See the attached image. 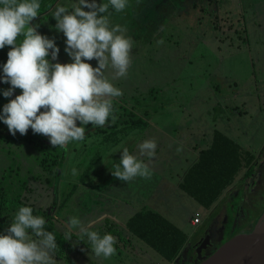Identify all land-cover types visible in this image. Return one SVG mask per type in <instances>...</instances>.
Listing matches in <instances>:
<instances>
[{
    "label": "rangeland",
    "instance_id": "1",
    "mask_svg": "<svg viewBox=\"0 0 264 264\" xmlns=\"http://www.w3.org/2000/svg\"><path fill=\"white\" fill-rule=\"evenodd\" d=\"M96 2L102 4L108 0ZM76 3L78 0H58L30 24L37 26L39 34L54 39L59 47L57 60H52L49 50L50 63L73 62L65 52L66 37L55 28L57 21L51 13L57 4L71 11ZM109 13L110 27L120 25L126 29L124 35L132 40L127 76L113 80L111 69L105 72L109 81L123 92L112 101L116 122L112 123L111 116L103 127L84 126L77 121V126L85 127V138L72 141L65 148L58 147L64 153L62 160L53 147L42 150V146L35 144L0 140V190L34 211L51 210L53 229L64 240L59 241L63 244L54 252L57 264H97L98 259L108 264H168L124 229L126 220L140 209L144 198H152L147 200L146 209L158 211L174 224L184 225L189 238L196 231L186 220L191 212L198 211L204 221L217 227L222 243L246 224L252 225L264 211V0H128L123 11L116 12L110 6ZM86 62L94 68L98 66L95 59ZM10 87V84L0 85L3 90ZM13 94L3 100L0 114L4 105L20 95L21 90L16 89ZM173 103L175 106L168 107ZM202 103L203 108L198 107L202 115H221L223 123L230 125V135L243 154L251 152L260 159L254 169V173H259L255 185L247 186L245 194H241L242 183L246 186L250 181L244 179L232 190L231 201L220 202L210 213L175 188L176 174L184 164H175L176 172L170 176L166 171L165 149L160 148L158 155L144 157L145 164H156L150 168L151 177H136L126 182L134 189L132 196L128 195L127 206L110 193L107 200L102 198L100 204L91 206L88 180L95 166L102 164V170L97 172L100 186L97 192L108 184L113 191L123 182L112 175L120 162L122 147H128L130 154L142 161L137 148L131 146L136 134L133 131L142 125L141 117H184L187 112L182 107ZM0 134L12 135L5 124ZM161 137L165 143V136ZM73 168L76 175H72ZM120 193L119 197H124ZM100 209L113 213L116 220L92 224L95 217L92 214ZM71 217L78 218L84 226L91 224L90 230L101 237L113 235L117 241L116 254L110 258L96 257L86 235L80 234L79 229L68 231L66 224ZM14 219L15 215L11 223ZM47 227L45 230L50 231ZM7 229L2 232L7 234ZM200 255L199 249L194 255H182L179 261L188 264Z\"/></svg>",
    "mask_w": 264,
    "mask_h": 264
},
{
    "label": "clouds",
    "instance_id": "2",
    "mask_svg": "<svg viewBox=\"0 0 264 264\" xmlns=\"http://www.w3.org/2000/svg\"><path fill=\"white\" fill-rule=\"evenodd\" d=\"M127 5L128 0L102 4L78 0L69 11L57 4L51 15L57 21L55 28L66 37L65 52L73 62L53 64L47 57L51 50L52 60L58 58L60 49L55 40L39 34L37 26H30L38 16L39 0H0V49L10 46L0 79L11 87L3 91V96L9 98L16 89L21 90L0 114V121L13 136L17 132L25 135L31 128L34 134L47 137L51 145L65 148L72 141L84 140V126L103 127L110 116L112 123L116 122L112 101L123 92L105 72L111 69L113 80L127 76L132 40L124 35L126 29L120 25L110 27L108 17L110 6L121 12ZM21 35L24 39L17 44ZM93 59L98 62L95 68L86 62ZM77 121L84 126H77ZM138 147L141 155L155 156V140H145ZM76 174L73 168L72 175ZM112 175L127 182L136 177L150 178L151 171L127 147H122L120 162ZM45 223L43 217L33 215L31 207H20L7 234L0 235V264H57L56 238L45 230ZM66 227L69 232L79 229L80 234L86 235L96 257L116 254L113 235L101 237L90 230L91 224L84 226L76 217L69 218Z\"/></svg>",
    "mask_w": 264,
    "mask_h": 264
},
{
    "label": "trees",
    "instance_id": "3",
    "mask_svg": "<svg viewBox=\"0 0 264 264\" xmlns=\"http://www.w3.org/2000/svg\"><path fill=\"white\" fill-rule=\"evenodd\" d=\"M57 1L39 0L41 7L38 11V16L34 20L46 14ZM23 39L24 37L22 35L19 36L17 38V44L21 43ZM8 51H10V46H5L3 49H0V77L3 76L2 68L7 62ZM5 84L0 79V85L5 87ZM3 91L5 90L0 88V105H2L3 100L6 98L3 96ZM3 124L0 121V131ZM0 140L4 142L35 144L42 146L40 148L42 150L46 146L53 147L59 151V158L61 160L64 158V153L58 149V146L51 145L48 139L44 136H37L31 130L25 135L16 134L13 136L0 134ZM254 159L253 154L243 155L239 147L225 136L215 134L210 147L200 152L198 161L186 173L180 184V188L200 206L209 210L220 198L223 191L234 182L239 170L243 167H249L244 179L250 176L253 171L251 164H253ZM20 207L23 206L19 200L9 197L5 192L0 190V235L5 234L2 231L6 227H9ZM50 211L38 212L33 210V215L41 216L45 219L46 223L44 227L49 226L47 228H50V232L54 234L57 249H59L63 244L60 243L63 240V236L57 234L53 229L54 223ZM125 228L129 236L142 241L160 255L168 264L175 261L179 262L178 257L182 254V250L185 247H187V250H193L196 245L194 244L195 239L189 240L188 236L170 221L151 210H143L135 213L128 219ZM60 244L61 246H59Z\"/></svg>",
    "mask_w": 264,
    "mask_h": 264
},
{
    "label": "crops",
    "instance_id": "4",
    "mask_svg": "<svg viewBox=\"0 0 264 264\" xmlns=\"http://www.w3.org/2000/svg\"><path fill=\"white\" fill-rule=\"evenodd\" d=\"M199 105L203 108V103L202 104H190V105L186 104V107H182L183 110L187 112V115L184 117L178 116V115L176 116L175 115H171V116L153 115L150 117L149 116H144L143 118L141 117L140 119H141L142 125L140 127H136L135 131H133L136 134L134 136L133 144L131 145L137 148V152H138L137 156L140 155L141 158H143L142 161L144 162V157H146L147 155H141L138 146L145 140H149V139L155 140L157 144V147L155 149V156L160 153L159 151L160 148L165 149L164 155L165 156L167 155V166H168V169L166 171L170 176H172L173 173L176 172V169H174V167H176L175 164L176 165L178 163L184 164L183 167L180 169V173L176 174L177 181L175 182L176 183L175 188H177L179 191L187 195L194 202L196 201L192 197H190L187 193L181 190L180 184L182 183L183 178L185 177L188 170L192 167L193 164H195L198 161L200 152L210 147L215 134H221L225 136L226 138H228L229 140H231L232 142H234L239 147V150L243 154V151L241 150L238 142L233 138V136L230 135V130H231L230 125L223 123V118L221 117V115H218L215 117H209L208 115L206 116L202 115L203 111L202 110L198 111ZM171 106L172 107L175 106V103L169 105L168 107H171ZM178 118L179 120H176ZM161 136H165V140H164L165 143H163ZM125 139L127 140V135L125 136ZM120 142H123V139H121ZM248 154H253V153L245 152V155H248ZM254 157L255 159L253 161V164H251V166H253V170L255 169L258 161L260 160V159L258 160L256 154ZM155 165L156 164L151 162L148 165V167L150 169L151 167H154ZM99 166L101 167L98 168ZM106 167L107 165L104 166L103 170H106ZM248 168L249 167H243L241 170H239V172L235 176L234 182L223 191L222 195L215 202V204L209 210H207L208 212L211 213L214 209H216L218 204L224 200L228 201V203L231 201L230 197L233 195L232 193L234 191L233 189L239 183H242L244 181L245 173L248 171ZM100 170H102V164H99L97 167L95 166L93 168V174H92L93 176L91 179L89 178L88 180V184H89L88 187L92 193L89 199L91 206L95 207L97 206V204H100L101 203L100 199L102 198H106L107 200L109 193L112 195L118 196L119 198L118 201L120 200L122 203H124L127 206L128 202L130 203V201L128 200V195L131 197L134 189L130 188V186H128L126 182L123 181L117 186H115V189L113 191L110 190L109 188L110 186H108L109 185L108 184V185H105L103 188H101V190L97 192V188L98 187L100 188V186L97 184V180H99L97 178V174H98L97 172ZM118 192L119 193L121 192L120 194H123L124 197H119ZM150 199L144 198L143 202H141L142 204L141 207H139L140 209L135 211V213L139 211H143V210H151L156 213H159L158 211H155L153 209H148V208L146 209V202L147 200H150ZM200 207L203 208L202 206ZM203 209L206 210L205 208ZM135 213H133L130 217H132ZM196 214L200 216L199 212L195 210L189 214L186 220V223L188 224V226L193 228L196 231L193 233L194 234L193 238L191 237L189 238V236L186 234L184 225L174 224L164 215L162 214L160 215L166 218L168 221H170L173 225H175L178 229H180L184 234H186L189 240H192V239L198 238L197 237L198 234L200 233V231L202 230L203 226L206 223V221H204L202 216H200L201 224L198 226H194L191 221H192V218ZM92 215L95 216L91 219L92 224L96 222L101 223L102 221H107V220H113V219L116 220L117 218L113 213L110 214L109 212H106L104 209H100L98 212H94ZM130 217H128V219ZM128 219L126 220V222L128 221ZM124 229L127 232L125 225H124ZM96 262L97 264H108L102 260L100 261L99 259L96 260ZM169 264H175V262L169 263Z\"/></svg>",
    "mask_w": 264,
    "mask_h": 264
},
{
    "label": "water",
    "instance_id": "5",
    "mask_svg": "<svg viewBox=\"0 0 264 264\" xmlns=\"http://www.w3.org/2000/svg\"><path fill=\"white\" fill-rule=\"evenodd\" d=\"M199 249L200 245L196 251ZM187 251L185 247L178 259ZM190 264H264V211L250 229L240 230L212 252L195 257Z\"/></svg>",
    "mask_w": 264,
    "mask_h": 264
},
{
    "label": "flooded vegetation",
    "instance_id": "6",
    "mask_svg": "<svg viewBox=\"0 0 264 264\" xmlns=\"http://www.w3.org/2000/svg\"><path fill=\"white\" fill-rule=\"evenodd\" d=\"M254 171L255 170H253L251 172L250 176L248 177L249 179H251L249 181V183H246V186H244L243 183H242V185H241L242 188H240V190H242L241 191V194L242 193L245 194V192H246L245 189L247 188V186H253V185H255L257 179H259V173L258 172L257 173L256 172L254 173ZM260 177H261V174H260ZM240 208L241 207H239V209ZM205 225H204L205 227L203 226L202 230L198 234V236H197L198 238H196L195 241H194V244H196L195 247H194V249L193 250L188 249V251H187V254L188 255H190V256L191 255H194V251H196V248L199 245H200V247L202 245L205 247V248H202L201 247V254L202 255H205L207 253L212 252L219 245V243L222 244V241L220 240L222 237L220 238V232H219V230H217V227L216 226H213V224H210V223L208 224L207 222L205 223ZM210 226H211V229L213 231L211 229L208 231V227L210 228ZM251 226L252 225L246 224L242 229L248 230V229L251 228ZM190 263H193V261L190 262ZM190 263H188V264H190ZM178 264H186V263H182V262L179 261Z\"/></svg>",
    "mask_w": 264,
    "mask_h": 264
},
{
    "label": "built area",
    "instance_id": "7",
    "mask_svg": "<svg viewBox=\"0 0 264 264\" xmlns=\"http://www.w3.org/2000/svg\"><path fill=\"white\" fill-rule=\"evenodd\" d=\"M192 224L194 226H198L201 224V219H200V216L198 214H196L193 218H192Z\"/></svg>",
    "mask_w": 264,
    "mask_h": 264
}]
</instances>
